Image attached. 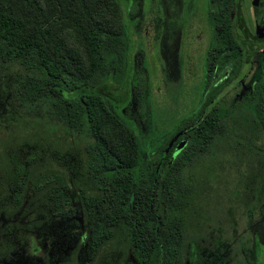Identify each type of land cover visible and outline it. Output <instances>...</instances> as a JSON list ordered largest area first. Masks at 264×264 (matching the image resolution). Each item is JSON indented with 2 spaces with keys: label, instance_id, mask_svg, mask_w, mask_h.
<instances>
[{
  "label": "trees",
  "instance_id": "16d2710c",
  "mask_svg": "<svg viewBox=\"0 0 264 264\" xmlns=\"http://www.w3.org/2000/svg\"><path fill=\"white\" fill-rule=\"evenodd\" d=\"M208 3L212 42L206 50L208 74L200 107L209 94L218 95L211 82L226 61L236 71L248 61L234 33V0ZM263 6L259 0L258 8ZM123 20L117 0H0V98L8 95L13 112L7 115L12 124L8 142L19 138L24 150L22 166L14 162L9 179L21 181L18 189L31 203L24 209L35 208L36 215L72 211L68 174L49 153L59 139L53 135L56 127L83 135L82 172L92 186H77V197L87 261L95 264L112 248L115 226L125 223L120 248L136 264H177L192 219L194 170L208 157L220 160L219 149L214 156L209 152L230 141L236 110L243 132L245 127L254 133L264 120V47L263 74L247 97L249 115L243 117L236 103L201 107L203 119L193 126L182 120L176 128L187 132L167 138L151 160L132 125L114 113L101 91L107 81L120 85L127 76L129 38ZM8 74L7 87L3 77Z\"/></svg>",
  "mask_w": 264,
  "mask_h": 264
},
{
  "label": "rangeland",
  "instance_id": "374dc122",
  "mask_svg": "<svg viewBox=\"0 0 264 264\" xmlns=\"http://www.w3.org/2000/svg\"><path fill=\"white\" fill-rule=\"evenodd\" d=\"M186 1L187 5L183 9L184 31H181L180 41L184 48L183 44L187 40L185 36L190 30L189 27L198 18L200 24L198 26L204 34V46L201 47L198 60L194 66H196V71L200 72L205 50L212 42V31L208 19L209 7L207 0ZM117 2L122 12L123 21L126 22V27L129 28V24L131 27L135 25L134 33L127 31L129 38L127 76L120 85L107 81L101 91L110 94L111 97L106 96L109 106L123 122L132 125L140 148H143V152L148 159L155 160L160 153V147L166 143L167 138L173 133L177 125L195 113L205 96L203 97L201 94L199 82L195 81L193 87H188L185 84L188 79L182 68H180L182 71H179L181 76L179 83L176 81L174 72L170 74L165 69L160 53V40H163L166 45L164 33L160 34L159 39V33L162 30V19H160L162 8L160 6L162 4V7H164V1L154 0L153 6L152 2L148 0H117ZM261 9L258 8V11L260 12ZM138 11H141L140 18L128 20V15H136ZM145 17L152 19L151 21L155 24V31L158 35L152 38L150 49L146 47L147 51L142 54L143 59L138 63L139 55L134 50L133 42L138 38L140 43L144 42ZM246 58V61L249 59L245 63L246 66L242 68L237 79L233 81L232 88L223 93L219 101L220 106H230L236 103L237 109L244 112L243 117L249 115L248 101L247 98L237 99L235 92H239L240 88L236 87L235 83L242 77V73L249 65H251L252 71L250 70L251 73L247 79L243 78L246 84L248 81L258 79L263 74L262 49L255 51ZM138 64H140V68L136 70ZM252 77L253 79H251ZM3 80L5 81L3 84L8 87L9 74L3 77ZM245 83L244 85L247 86ZM5 96L6 94H4L3 99ZM62 96H65V94L62 93ZM124 105L126 106L124 114H122L121 109ZM11 111L8 108V116L13 113ZM38 111L36 112L39 113ZM236 112V125L234 129H230L231 131L228 128L231 133L230 141L220 143L213 148L223 150L222 155L217 158L220 160L221 157L225 158L224 163L215 160L216 157H208L206 162L196 168V172L194 170L196 196L192 205V219L187 226V238H192V233H194L198 240L207 241L208 239L214 246H218L221 239L220 228H210L208 226L209 223L218 220L222 224L223 219L226 220V225L231 224L234 210L233 204L229 202V197L243 196L245 199H249L251 196L257 197L260 188L264 186V120L259 124V128L255 129L254 133L247 131L245 127L243 132V119L237 110ZM129 114H133V118ZM7 124L8 129L12 128V124ZM239 127L241 129H237ZM62 131L64 130L61 125L54 130L53 135L59 139L52 145L54 152L49 153V158L65 171V175L68 174L69 191L67 194L69 196V207L72 208L71 216L55 215L50 211H47L44 215L41 212H37V215L34 214L35 239L33 242L35 243V259L46 261L48 259L56 264H94L86 259V247L83 242V213L80 210L77 197V186L83 184L92 186L91 181L82 172V147L86 138L81 134L73 135L69 133V136L62 133ZM242 144L243 148H239ZM257 148L260 154L258 157L255 155ZM25 149L28 150L26 147ZM256 157L258 161L260 159L259 166L256 164ZM258 170L260 171L259 175ZM224 201L228 203L227 207L220 209L219 203ZM25 204L27 208L29 204L31 205L30 202ZM262 209L264 210V208ZM26 211L28 210L25 209L24 212ZM255 221L254 218L253 223ZM123 226L125 227V223H118L115 226V241L112 248L103 252L95 264H129L131 260H134L129 251L126 253L120 248L124 245L122 243L125 238ZM195 247L199 261L204 260L206 264H219L217 249L209 251L203 249V246L195 245ZM73 252L75 253L73 254Z\"/></svg>",
  "mask_w": 264,
  "mask_h": 264
},
{
  "label": "flooded vegetation",
  "instance_id": "af4514ba",
  "mask_svg": "<svg viewBox=\"0 0 264 264\" xmlns=\"http://www.w3.org/2000/svg\"><path fill=\"white\" fill-rule=\"evenodd\" d=\"M148 1L152 2L153 6L154 0ZM163 1L164 7H162V4L160 6V8H162L160 18L162 19V30H160L159 39L161 36L160 34L164 33L166 45L163 43V40H160V53L163 58L165 69L168 70V73L170 74L174 72L177 82L179 79L181 80L180 72L183 70L184 75H186L188 79V82L185 83L188 87H193V83L197 81L199 82L200 89H203L204 81H206V74H208V68L205 66L207 48L204 53L202 69L200 72H197L196 66H194L198 60V53L201 51V47L204 46V34L202 29H200V26H198L200 25L198 18L197 20H194L189 27L190 30L185 36L187 40L184 42L183 48L180 37L181 31H184L183 24L185 20L183 17V9L187 5V1ZM207 5L210 7L208 0ZM140 12L141 11H138L136 15H128V20L133 18L136 20L140 18ZM144 20V42L140 43L139 38L133 42L134 50L139 55L138 63H140L143 59L142 54L147 51L146 47L150 49L152 38L155 35H158L155 31V24L151 21L152 19L146 18ZM133 29H135V25L131 27L129 24V28L127 26V31H130V33H134ZM149 31L152 32L150 33ZM224 65L225 67L219 72L213 82H211L213 87L217 88L219 91L218 95L215 96L213 94H209L207 99L208 101L206 104L201 105L202 108H209L212 105H215V103L219 104L223 93L232 88L233 81L237 79V76L240 74L242 68L246 66L244 63L240 70L236 71L231 68L229 61H226ZM139 68L140 64H138L136 70ZM180 68H182V70H180ZM248 68L250 69L248 70ZM250 70L251 65L245 68L244 73H242V77H240V79L235 83L236 85L234 84L236 87L240 88L239 92H235L237 99L242 100L247 98L252 85L257 80H251V82L248 81L247 84L245 83L243 78H248L252 71ZM251 79H253V77ZM244 83L247 86H245ZM104 95L105 97H111L109 93H104ZM5 97L4 99L0 98V264H56L48 259L47 261L35 259V243L33 242L35 239V208L24 212V205L27 203L29 198H26L25 200L22 197V189H18V187H21V181L18 178L17 181L13 180V178L9 179L8 171L13 169V163L16 162L21 166L23 164V148L19 138L16 139V142H14L13 138H11V141L8 142L7 112L9 106L7 97ZM125 106L126 105H124L121 109L122 114H124ZM201 107L199 104V107L193 116L186 118L188 119V124L191 123L192 126L197 125L199 121L203 119L202 117H204L206 111ZM129 116L133 118V114H129ZM187 130L188 128L184 127L175 128L173 133H171L168 137V140H171L175 134H185ZM258 150L259 149L257 148L255 152L257 157L260 156ZM211 151L212 155L217 152L216 149H212ZM222 152L223 151L219 149L217 156L222 155ZM259 162L260 159L259 161H256L258 166L260 164ZM259 173L260 171L258 170V175ZM14 187H16L19 191V196L14 195ZM263 188L264 186L260 188L259 195H257V197L251 196L249 199H245L243 196L229 197V202L233 204L234 210V217L231 219V224L226 225L227 222L223 219L224 221L222 220V224L221 221L218 220L214 223H209L208 226L210 228H220L219 231L221 232V239L219 240L218 246H214L210 243V241H208V239L207 241L198 240L197 237L194 236V233H192V238H187L186 228L185 242L177 264H206L204 260L199 261L195 245L200 247L203 246V249H208L209 251L217 249L219 264H264V210L262 209L264 208ZM227 204L228 203L226 201L221 202L219 203V208L225 209ZM64 215L70 217L71 211L69 210ZM83 217L84 216H82V218ZM254 218L256 220L255 223H253ZM129 264H136L135 260H131Z\"/></svg>",
  "mask_w": 264,
  "mask_h": 264
},
{
  "label": "water",
  "instance_id": "95a60500",
  "mask_svg": "<svg viewBox=\"0 0 264 264\" xmlns=\"http://www.w3.org/2000/svg\"><path fill=\"white\" fill-rule=\"evenodd\" d=\"M258 7L259 0H235L233 28L246 57L264 47V6Z\"/></svg>",
  "mask_w": 264,
  "mask_h": 264
}]
</instances>
